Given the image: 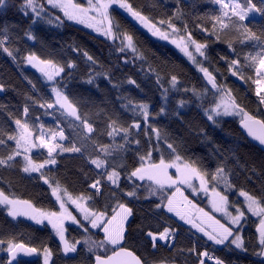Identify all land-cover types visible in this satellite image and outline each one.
<instances>
[{
  "label": "snow or ice",
  "instance_id": "obj_1",
  "mask_svg": "<svg viewBox=\"0 0 264 264\" xmlns=\"http://www.w3.org/2000/svg\"><path fill=\"white\" fill-rule=\"evenodd\" d=\"M219 5L220 14L210 17L212 24L211 30L207 27L202 28L206 33L215 37L216 41L221 39V34L230 36L231 39L225 41L232 53H236L234 44L249 46L255 51H248L243 55L237 54L234 58L227 60V70L233 76L245 82L250 81L255 85V95L258 97L259 105H264V26L255 23V17L252 18L251 26L244 23L248 20L250 13H259L264 17V7H257L252 0H213ZM264 4V0H260ZM180 0H177L179 5ZM113 5L123 9L132 19L138 22L144 29H147L152 36L163 40H171L193 65H196L207 85L203 91L184 87V92H191L193 96L204 97L210 90H213V103L205 108L207 119L213 124H217V118L222 116H240V123L249 137L264 146V119H260L245 111L236 101L232 90L224 84L217 82L218 69L210 71L204 66V61H208L207 42L197 41L192 32L188 30L187 23L184 22L183 29L178 28L172 22L173 18L153 20L145 15L141 10L133 7L130 0H21L20 11L23 15L31 14L32 24L43 21L48 24L61 26L64 20L60 16H53L49 11L57 9L67 21L84 25L92 29L95 33L112 40L119 41L117 50L120 53L131 52L140 59H144L138 52L134 36L123 30L118 21L111 14ZM9 6V0H0V9ZM183 13L177 7L174 17L181 19ZM256 27L259 31H253ZM181 31L183 34L181 35ZM29 40L35 41L37 37L29 30L25 33ZM9 26L0 25V50L17 61L19 49H11L9 44ZM79 52L80 49L74 48ZM83 56L93 64L94 58L84 51ZM198 57L200 59H198ZM23 63L35 69L44 82L50 86L51 99H37L30 94L25 96L26 103L22 107L19 116L11 111L7 116L14 126L11 130L7 128V121L0 123V169L19 168L25 174L31 176L38 174L37 179L42 180L50 189L51 196L59 205V211H50L37 207L31 200L21 199L14 193H9L0 188V206H3L7 215L13 220L24 217L35 222L38 225H48L54 230L55 235L61 242V251L64 255L76 253L78 246L83 244L86 251L93 256V264H145L140 256L130 251L127 246V225L130 217L134 215L133 209L126 203L119 202L117 192L130 200H146L154 204V209L158 212L172 213L181 221L191 225L192 228L202 233L208 241L215 245H222L229 250L237 249L247 253L248 247L245 244L243 229L247 223L248 214L258 217L257 226V244L258 251L253 255L264 259V195L256 196L243 189L238 190L239 197L243 198L244 207L231 204L228 192L235 189L231 182V173L223 164H219L211 173L202 165L198 158L186 157L182 155L174 143L169 142L166 136H163L160 129L151 125L149 122L150 111L149 104L140 102L135 103L129 100L125 108L131 107L135 115L142 117L147 127L142 128L139 120H133L130 124H123L119 118L108 117L105 130H99L89 119L80 111V107L74 99L70 98L67 88L65 68L71 70L76 68L73 61H67L62 64L52 58H45L34 51L27 52L21 57ZM222 59H226L222 57ZM127 62V61H125ZM210 62V61H209ZM251 70L252 75L245 77V71ZM149 71H152L149 69ZM97 75H106L97 73ZM71 72L68 73V77ZM31 85L33 91L39 93L32 80L25 77ZM157 83H160V77H156ZM87 83H94V78H89ZM128 83L139 87L135 80L129 79ZM168 83L171 90L179 91L180 80L177 75H170ZM98 87V85H97ZM162 87V85H161ZM6 85L0 82V93L4 92ZM169 89L163 90L162 96L165 101L168 99ZM45 110V115H54L59 113L67 121L68 127L75 132V138L69 139L65 135V130L59 124L57 128L45 129L42 123L36 124L33 121H39V117H33L30 120L29 103ZM185 100H180L179 105L183 107ZM5 106L0 104V109ZM48 110H55L49 112ZM166 109L161 107L159 114H164ZM58 117V118H59ZM143 131L146 136L145 149L141 145L138 137ZM95 134V135H93ZM107 135L112 139L111 144H102L98 142V137ZM120 137L121 142L116 141ZM64 141H68L70 146H66ZM131 145H136L132 148ZM163 145L164 147H161ZM89 146L92 153L88 152ZM46 150L44 158H34V150ZM165 149L168 158H165ZM80 153L86 161L94 166L97 171V178L90 184L89 188L93 190L94 195H73L68 188L63 186L60 180L50 177L51 166H56L58 156L65 153ZM132 152L135 157L136 166L132 167L127 163V154ZM87 153V155H86ZM153 153L157 158H153ZM128 182L129 187H121V179ZM107 185L112 191L111 197L117 198L116 205L111 209L109 215L107 208L104 211L95 209L92 205L95 203V197L104 195L102 189ZM223 185L224 191L218 190ZM184 186L191 189L192 193L199 194L203 191L205 194L211 193L209 203L211 211H205L204 208L189 200L184 195ZM143 190V195H141ZM152 197H157L153 201ZM70 206H74V211L79 214H73ZM231 207V211L229 210ZM213 213H221L227 217V221L222 223ZM70 221L77 225L86 235L82 240H69L66 236V222ZM85 222H87L85 224ZM91 229H99L103 232V239L94 240L91 235H87ZM145 237L153 249H156L160 242L167 246L169 242L175 239V230L171 227L158 226L156 231H146ZM7 245L8 260L6 264H29L22 257L41 256L43 264H52L53 251L51 248L42 249L31 247L23 242L0 239V245ZM5 249L0 248V251ZM199 257L198 264H205V258L214 261V264H225V261L210 255L207 250L196 252L195 248L190 249ZM158 264H167L166 261H160Z\"/></svg>",
  "mask_w": 264,
  "mask_h": 264
},
{
  "label": "trees",
  "instance_id": "obj_2",
  "mask_svg": "<svg viewBox=\"0 0 264 264\" xmlns=\"http://www.w3.org/2000/svg\"><path fill=\"white\" fill-rule=\"evenodd\" d=\"M133 7L141 10L154 21L157 19H168L172 17V22L178 28L183 29L184 22L187 23L188 30L193 37L200 42H207L208 61H204V66L210 71L218 69L217 82L226 85L232 90L237 103L248 113L264 119V105H259L258 97L255 95V85L250 81L245 82L237 77H233L227 70V60L235 55L248 51H255L249 46L234 44L236 53H232L225 42L231 39L230 36L221 34L219 41L215 37L206 33L202 28L211 30L213 15L220 14L219 5L213 0H130ZM243 2V0H238ZM257 7H264L260 0H252ZM179 7L183 13L181 19H176L174 13ZM21 0H9V6L0 9V25L9 26L8 46L17 53V61L0 50V82L6 85L5 91L0 93V104L5 107L0 109V123L7 121V128L11 130L14 126L7 116L11 111L19 116L23 105L27 102L25 96L30 94L37 99H51L50 86L46 84L40 74L23 63L21 57L27 52L34 51L45 58L55 59L59 63L73 61L75 69L65 68V77L68 85L67 91L70 98L74 99L80 107V111L99 130H105L108 117L119 118L120 122L127 125L133 120H139L142 128L147 127L142 117L135 115L131 107L125 108L129 100L135 103H148L152 126L159 128L162 135L166 136L169 142L174 143L182 155L186 157L198 158L203 167L210 173L219 164H223L231 173V182L235 189L228 192L229 201L236 206L244 207L242 197H239L238 190L243 189L256 196L264 195V152L253 145L239 130V121L219 118L217 124H213L205 115V108L209 107L214 100L213 90H210L204 97L193 96L191 92H184L182 88H195L203 91L208 87L202 79L201 73L194 68L187 59L175 48L162 42L159 38L153 37L146 29L132 19L124 10L112 8L111 14L119 22L121 28L132 34L138 52L144 59H140L131 52L120 53L117 50L119 41L113 42L103 38L95 32L76 24L67 22L63 14L57 9L49 11L53 16H60L64 20L61 26L48 24L39 21L32 24L31 14L23 15L20 11ZM251 14V13H250ZM255 17L257 25L264 26V17H258L253 12L244 23L251 26L252 18ZM31 31L37 37L35 41L29 40L25 33ZM253 31H259L256 27ZM183 34V31H181ZM74 48L80 49L79 52ZM86 51L91 55L96 63H92L83 56ZM222 57L226 59H222ZM127 61V62H125ZM210 61V62H209ZM151 69L152 71H149ZM71 76L68 77V73ZM105 73L106 75H97ZM159 75L160 83H157ZM170 75H177L180 80L178 88L173 91L168 83ZM252 75L251 70L245 71V77ZM36 85L39 93L32 90L28 80ZM94 78V83L89 84L87 80ZM129 79L135 80L139 87L128 83ZM98 85V87H97ZM162 85V87H161ZM165 88L169 89L168 99L164 100L162 93ZM209 88V87H208ZM185 100L186 104L180 107L179 101ZM29 103L30 120L39 117L36 124L42 123L45 129H56L59 124L65 130V135L70 140L75 138V132L68 127L67 121L59 117V113L45 115V110ZM164 107L166 112L159 114V109ZM54 112L55 110H48ZM59 117V118H58ZM95 135V134H93ZM141 145L146 149V136L141 131L138 137ZM117 142H121L120 137H116ZM98 142L111 144L112 139L107 135L98 137ZM66 146H70L68 141H64ZM136 148V145H131ZM161 147H164L161 145ZM88 152L92 153L89 146ZM87 155V153H86ZM34 158H44L45 151H38L33 154ZM153 158L157 154L153 153ZM165 158H168L165 149ZM56 166H51L50 177L60 180L61 184L68 188L74 196L81 193L94 195L89 184L97 178V171L90 165L80 153L65 152L58 156ZM128 165L135 167V157L132 152L127 154ZM38 174L23 173L19 168L0 169V188L6 192L14 193L21 199L31 200L37 207L50 211H59V205L55 198L51 196L50 189L37 179ZM121 187L128 188L129 184L123 178ZM218 190L224 191L223 185ZM112 189L105 187L102 189L104 195L96 196L95 209L104 211L107 208L109 215L111 209L116 205L117 198L111 197ZM141 190V195H143ZM119 202L128 204L133 209L134 215L127 225V243L130 251L136 253L145 264H158L166 261L167 264H198L199 257L190 249L195 248L196 252L207 250L210 255H214L225 261V264H264L260 257L253 255L258 251L257 226L259 218L247 219L243 229L245 244L248 252L240 250H229L226 247L216 248L206 239L195 233L190 227L182 224L173 218L166 211L158 212L154 209V204L146 200H130L117 192ZM157 200V197H152ZM205 201H201L203 205ZM171 227L175 230V239L165 245L160 242L156 249H153L145 237L146 231H156L157 227ZM86 234L75 226L67 227L66 236L69 240H82ZM87 235L92 239H103L102 232L90 229ZM0 239L23 242L31 247L51 248L53 251L52 264H93V256L86 251V246H78L76 253L64 255L61 251L62 245L58 241L54 230L48 225L39 226L27 219L18 218L13 220L7 215V211L0 206ZM6 244L0 245L5 250L0 251V264H6L7 251ZM29 264H41L40 260L29 262ZM205 264H214L205 258Z\"/></svg>",
  "mask_w": 264,
  "mask_h": 264
},
{
  "label": "rangeland",
  "instance_id": "obj_3",
  "mask_svg": "<svg viewBox=\"0 0 264 264\" xmlns=\"http://www.w3.org/2000/svg\"><path fill=\"white\" fill-rule=\"evenodd\" d=\"M79 2H81V3H83L84 2V0H79ZM113 8H119L118 6H116V5H113ZM123 10V9H122ZM250 15H253V13H251V14H249V16ZM255 15L258 17V15H259V13H255ZM66 20V19H65ZM67 21V20H66ZM67 22H69V23H72V24H76L75 22H72V21H67ZM76 25H79V26H81V27H84V28H86L84 25H80V24H76ZM87 29H89V28H87ZM89 30H91V31H93L92 29H89ZM147 30V29H146ZM94 32V31H93ZM96 34H98V33H96ZM151 34V33H150ZM181 34V33H180ZM99 35V34H98ZM182 35V34H181ZM99 36H101V35H99ZM101 37H103V36H101ZM153 37H155V36H153ZM103 38H105V37H103ZM157 38H159V37H157ZM160 39V38H159ZM162 42H164V43H166V44H168V45H170V46H172L173 48H175L181 55H183L186 59H187V61L194 67V68H196L197 69V67H196V65H193L192 63H191V61H189L188 60V58L174 45V44H172L171 43V40H163V39H160ZM198 59H200L199 57H198ZM35 70V69H34ZM198 70V69H197ZM198 72H199V70H198ZM202 74V73H201ZM221 119V118H227V119H231V120H236V121H239L240 120V116H237V115H232V116H222V117H218L217 119ZM38 151H45L46 152V150H43V149H41V150H34V152H33V154L34 153H36V152H38ZM35 174V173H34ZM184 195L185 196H187L188 197V199L189 200H192L193 201V203H195V204H197L199 207H201V208H204V210L205 211H211V205H210V203H209V200H210V198H211V193L209 192L208 194H205L203 191H199V194H196V193H192L191 192V189H188L187 188V186H184ZM205 201L204 203H205V205H203V203H201V201ZM242 200H243V198H242ZM240 207V206H239ZM70 210H73V214L74 215H77V218L78 219H80L81 217L79 216V214L77 213V212H75L74 211V206H70ZM230 211L232 210L231 209V207H230V209H229ZM169 215H171L173 218H175L176 220H178V221H180L182 224H184V225H186L187 227H190L195 233H197L198 235H200L201 237H203L204 239H206L207 240V238L206 237H204L203 236V234L202 233H200V232H198L196 229H194V228H192L191 227V225H189V224H186L185 222H183V221H181L178 217H176L174 214H172V213H168ZM215 216H216V218L217 219H220L221 220V222L222 223H224V222H226L227 221V217H223L222 215H221V213H213ZM21 218H23V219H27V218H24V217H21ZM131 218V217H130ZM130 218H129V220H130ZM250 218H252V219H255V218H258V217H253V216H251L250 214H248V218L247 219H250ZM28 220V219H27ZM129 220H128V222H129ZM29 221H31V220H29ZM32 223H34L35 224V222H33V221H31ZM87 222H85V224H86ZM36 225H38V224H36ZM44 225H48L47 224V222H45V224ZM44 225H39V226H44ZM50 228H51V226L50 225H48ZM66 227H71V226H75V227H77V228H79L77 225H73L70 221H68V222H66V225H65ZM91 229V228H90ZM91 230H93V231H99V229H91ZM102 234H103V232H102ZM104 235V234H103ZM57 237V236H56ZM58 238V237H57ZM58 241H59V239H58ZM208 241V240H207ZM60 242V241H59ZM209 243H211L213 246H215L216 248H222V247H225V246H222V245H215V244H213V242H211V241H208ZM60 244H61V242H60ZM89 254H91V253H89ZM261 260H263L264 261V259H262V258H260ZM40 260V263L41 264H43V257H42V255H41V258L39 259Z\"/></svg>",
  "mask_w": 264,
  "mask_h": 264
},
{
  "label": "water",
  "instance_id": "obj_4",
  "mask_svg": "<svg viewBox=\"0 0 264 264\" xmlns=\"http://www.w3.org/2000/svg\"><path fill=\"white\" fill-rule=\"evenodd\" d=\"M201 76H202V79L204 80V82H205V84L207 85V82H206V80L203 78V74H201ZM209 88H210V86L209 85H207ZM238 127H239V130L241 131V133L253 144V145H255L256 147H258L260 150H262L263 152H264V146H261L257 141H254L251 137H249L248 135H247V133H246V130H244L243 128H242V126H241V123L239 122V125H238ZM8 258H9V256H8ZM37 258H38V256H26V257H22V259L24 260V261H27V262H33V261H35V260H37ZM13 264H15V261L13 262Z\"/></svg>",
  "mask_w": 264,
  "mask_h": 264
},
{
  "label": "built area",
  "instance_id": "obj_5",
  "mask_svg": "<svg viewBox=\"0 0 264 264\" xmlns=\"http://www.w3.org/2000/svg\"><path fill=\"white\" fill-rule=\"evenodd\" d=\"M171 242V241H170Z\"/></svg>",
  "mask_w": 264,
  "mask_h": 264
}]
</instances>
